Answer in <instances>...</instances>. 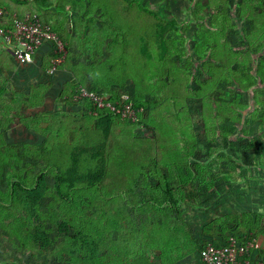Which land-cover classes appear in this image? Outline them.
<instances>
[{
	"label": "rangeland",
	"instance_id": "374dc122",
	"mask_svg": "<svg viewBox=\"0 0 264 264\" xmlns=\"http://www.w3.org/2000/svg\"><path fill=\"white\" fill-rule=\"evenodd\" d=\"M132 1L175 23L155 40L159 19ZM24 8L19 17L60 36L77 80L149 101L147 126L116 122L113 135L153 134L162 145L130 166L106 148L92 111L79 113L88 124L70 143L17 141L23 129L8 124L12 139L0 134V264L169 260L158 243L176 214L171 230L182 241L191 234L195 256L208 240L239 233L263 244L264 0H29ZM74 160L79 173L104 171L101 181L58 185V166ZM176 165L190 168L172 190L177 213L141 203V188ZM41 173L46 189L36 199L26 191ZM250 214L257 215L252 225L242 221Z\"/></svg>",
	"mask_w": 264,
	"mask_h": 264
},
{
	"label": "crops",
	"instance_id": "0c3cea01",
	"mask_svg": "<svg viewBox=\"0 0 264 264\" xmlns=\"http://www.w3.org/2000/svg\"><path fill=\"white\" fill-rule=\"evenodd\" d=\"M21 1L0 0V5L10 10L23 12L26 4ZM51 51V42H45L34 55L32 62L20 63L4 48L2 43L0 44V134L5 142L12 139L6 128L11 122L19 125L24 131L23 136H16L15 140H25L39 146L46 144L47 141L53 142L56 137L61 140L66 139L65 141L70 143L73 141L72 135L77 132L83 134L88 122L84 117L79 116V113H90V110L83 104L71 101L68 97L71 83L74 81L71 68L63 66L53 72L47 71ZM69 135L70 138L67 139ZM2 138L0 137V140ZM186 168H176L178 171L175 170L170 175L160 173V176H156L158 179L150 181L151 183L148 182L147 187L153 188L156 181L163 182L166 178L173 189H179V184L176 182L179 178L178 173L180 170L186 173ZM143 221L145 219L142 218L141 223ZM220 221L221 224L225 222ZM231 224L235 225L236 222ZM167 226L166 235L162 236L164 238L160 240L158 246L160 249L162 247V252L170 256L167 257L169 260L159 258L151 263L202 264L199 256L193 254L192 246L186 243L188 239L192 240L191 234H181L186 238V241H182L179 240L180 234L171 230L174 225L167 224ZM239 234L243 237L246 233ZM263 244L260 242V249L251 250L248 257L253 260L264 258L261 251ZM179 254L181 255L178 258Z\"/></svg>",
	"mask_w": 264,
	"mask_h": 264
},
{
	"label": "trees",
	"instance_id": "16d2710c",
	"mask_svg": "<svg viewBox=\"0 0 264 264\" xmlns=\"http://www.w3.org/2000/svg\"><path fill=\"white\" fill-rule=\"evenodd\" d=\"M18 2L20 0H17ZM29 0H22L21 2L23 3H27ZM132 5H135V7L140 10L141 14H146V15H152V16H158L156 12L150 10V9H146V8H141L140 4L136 1H132L131 2ZM0 7L4 10H6L9 13V17L8 19L11 20L12 14L15 13L16 16L18 18H23V17H19L21 12H18L16 10H10L8 7H5L4 5H0ZM157 23H154V29L157 28L160 30L159 32H156L155 35L157 36L155 38V40H159L160 35L162 34V32H164V27L170 24H174L175 21L173 19H169V20H165L164 18L161 19L159 17H157ZM143 40V39H142ZM124 43V42H122ZM126 43H124L125 45ZM123 47V44H122ZM124 48V47H123ZM123 51H125V48L123 49ZM52 54V53H51ZM49 55V61L52 55ZM123 55H126L128 57H131V53L127 52L124 53ZM134 57V55H132ZM67 56H66V60L64 63H62L60 67L63 66H67L69 68H71L69 66V64H67ZM136 60V59H135ZM72 69V68H71ZM73 71V70H72ZM74 74V81H72L71 83V91L68 94V97L71 101L83 104L86 106L87 109L93 112L94 108L92 107V104L89 100L85 99V98H81V99H74V91L79 87V86H85L91 90L94 91H98L101 93H108L110 95L111 99H116L119 95V92H115L114 89H110V88H106L100 85H91L89 83L83 82V80L79 79L77 80L76 77V73L73 71ZM258 74L261 76H264V67L261 66L260 69L258 70ZM121 92V91H120ZM130 98L133 101L134 105L137 107H143L144 108V112L140 115V120L138 123H129V122H120L117 120V118L115 117V115L110 112L107 109H99V110H95V114H96V120L94 122V125L96 128L100 129L104 138V141L107 143L106 148L109 149L110 153L113 154L115 157L118 158V161L120 163L126 164V165H130L133 166L134 164H141L142 160L144 162H146V160L148 158L151 157V153L154 154V150H156V148H159L160 145H162V143H159V140L156 137H154V135L152 134L149 137H142V138H137L135 136L132 135L131 131H129L128 129L124 132V134H122V136H120L121 134L118 135H113V126L114 123L119 122V123H123V124H127L128 126L126 128H129L130 125L132 126V124H135V127L137 126L136 124H140V123H144L145 126H147V116L150 115V110H151V106L149 104V101L144 100L142 98L139 97H134L131 95L130 93ZM94 113V112H93ZM107 140V141H106ZM158 141V143H157ZM162 150V149H161ZM159 153V151H156ZM157 153V154H158ZM156 155V154H155ZM157 159H160V157H158L157 155L155 156ZM185 166V165H184ZM183 165L180 167H184ZM176 168L178 169L179 166L176 165ZM190 168L187 167L186 170H189ZM104 175V171H100L99 173L95 174L94 172L90 173H79L77 171V166H76V161L74 160L73 162H71L70 165L68 164H63L58 166L57 168V172H56V179L58 180V185L59 184H64L66 185L67 189L73 188L74 185L77 182H81V181H85L87 180V183L89 185H94L96 183H98L99 181H101L102 177ZM178 176L181 178L183 177L184 180H186L185 178V173L184 171H181L178 173ZM45 175L43 173H41L40 175H38L37 177V182L36 185L33 188L27 189V194H30L32 197H35L36 199L40 198L43 193L44 190L46 189V183H45ZM165 177V176H164ZM174 190L172 188V186L170 185V182L165 178L163 182H158L156 181V184L153 188H149L147 186H143L141 188V190L139 191V195L141 197V199L143 198L141 203H151V204H157V205H163L165 204L168 209L170 210L171 208H173L174 210V214L177 213L178 211V207L175 204V199H174ZM250 217H245L242 219V221H246L248 224L251 223L254 224L256 223L255 221V217L257 216L256 214H250ZM174 218V221L171 223L174 226H178L177 224V214ZM250 218V221H249ZM222 221H227L222 219ZM173 226V227H174ZM251 232H246L247 236H252V234H249ZM236 237L238 238H242L241 235L239 234H234ZM254 236V235H253ZM227 238H225L224 240H226ZM224 240H220V241H212L215 244H219ZM94 244H97V242H94Z\"/></svg>",
	"mask_w": 264,
	"mask_h": 264
},
{
	"label": "built area",
	"instance_id": "2783aa9c",
	"mask_svg": "<svg viewBox=\"0 0 264 264\" xmlns=\"http://www.w3.org/2000/svg\"><path fill=\"white\" fill-rule=\"evenodd\" d=\"M8 17L9 13L0 8V41L18 62H32L34 55L45 42L52 44V56L47 71L53 72L65 62V45L50 25L29 16L18 18L15 13L11 20ZM81 98L91 102L94 113L95 110L107 109L120 122L138 123L144 112V108L135 106L130 93L124 90L119 92L116 99H111L108 93L79 86L74 91V99ZM260 247V242L253 235L242 238L230 235L219 244L207 242L200 248L199 257L202 264H264V258L253 260L248 257L251 250Z\"/></svg>",
	"mask_w": 264,
	"mask_h": 264
}]
</instances>
